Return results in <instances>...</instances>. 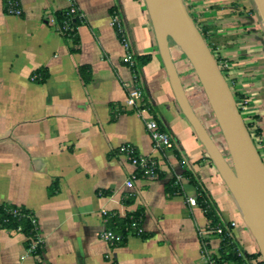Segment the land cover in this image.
Masks as SVG:
<instances>
[{
	"label": "crops",
	"instance_id": "crops-1",
	"mask_svg": "<svg viewBox=\"0 0 264 264\" xmlns=\"http://www.w3.org/2000/svg\"><path fill=\"white\" fill-rule=\"evenodd\" d=\"M188 1L202 13L233 18L234 24L225 18L227 25L220 20L214 28L237 36L226 50L238 65V88L248 121L259 129L255 141L264 156V26L253 1ZM19 3L22 14L14 16L0 0V205L31 211L42 250L34 255L19 229L0 226V264H213L201 249L209 220L200 204L186 202L197 193L185 171L200 181L220 218L235 222L232 236L239 247L256 253L234 197L175 101L144 1ZM71 3L82 15L76 42L49 21ZM113 16L131 52L151 56L138 86L150 107L147 115L171 137V150L153 148L142 117L125 107V83L132 85L133 77L110 25ZM83 65L90 73L86 84L77 72ZM122 143L157 158L158 178L137 176L128 188L134 168L115 150ZM172 178L179 190L168 196L165 186ZM103 209L118 218L139 211L143 235L127 234L109 246L98 236L104 227L112 229ZM207 239V253L218 257L220 239L211 234Z\"/></svg>",
	"mask_w": 264,
	"mask_h": 264
},
{
	"label": "water",
	"instance_id": "water-1",
	"mask_svg": "<svg viewBox=\"0 0 264 264\" xmlns=\"http://www.w3.org/2000/svg\"><path fill=\"white\" fill-rule=\"evenodd\" d=\"M175 101L228 190L264 262V162L233 93L183 0H143ZM264 26V0H252ZM170 41L189 62L211 108L227 156L194 112L174 65Z\"/></svg>",
	"mask_w": 264,
	"mask_h": 264
},
{
	"label": "trees",
	"instance_id": "trees-1",
	"mask_svg": "<svg viewBox=\"0 0 264 264\" xmlns=\"http://www.w3.org/2000/svg\"><path fill=\"white\" fill-rule=\"evenodd\" d=\"M189 14L194 20V23L196 27L199 29L201 35L203 36L206 44L208 45L211 53L215 57L218 66L221 70V73L225 77L227 83L229 84V87L233 93V96L235 98V101L237 103V107L240 111L242 112V108L240 106V103L238 102V99L242 98L245 100V96L237 89H234L227 78L225 69L221 64L219 63V57L215 52L216 46L221 43L223 44L224 48L231 47L232 45L235 44L237 36H232V35H220L216 33H209V28H201L197 22V20L194 18L192 12L190 11V7L187 3V0H183ZM62 18V12H59L56 14V19L60 21ZM81 22L78 19H75L73 21L74 24V29L72 32V37H70L73 42H76L75 37H76V26L78 23ZM117 35V34H116ZM118 37V36H117ZM151 56L149 54H144V55H137L133 54V59H134V67L133 70L136 74L137 82L139 79V72L140 69L144 64H146L150 60ZM189 65V63H188ZM192 70L191 66L189 67V71ZM188 71V70H187ZM77 72L80 76L81 81L86 84L90 78V73L89 69L87 66H79L77 68ZM190 75V73H189ZM195 76L194 73H192L190 76ZM46 77V74H43L41 76V80H44ZM196 77V76H195ZM198 82V81H197ZM148 108H150L148 105H146ZM252 124V123H250ZM250 124H246V127L251 135V138L255 144V147L257 148L263 162H264V156L262 155L261 151L258 149L256 141H255V136L256 134L259 133V129L255 127V133L253 134L250 131ZM161 128V127H160ZM162 129V128H161ZM163 130V129H162ZM208 159H210L208 157ZM185 176L188 177L189 181L191 184L195 187L197 196L196 200L197 203L201 205V207L204 210V214L206 218L209 220V226L214 227L217 224H220L223 227L224 233L222 235H217L215 233H212L211 235L217 236L219 240V247H218V257L211 256L207 253V250L209 249V239H201V249L202 252L205 254L208 260L210 262L212 261L213 264H220L221 262H226L227 264H253L252 260H255L256 264H264L259 251L257 250L256 253L254 254H249L246 253L244 250L239 247V245L234 241L233 236H232V227H230L229 222H224L220 216L218 215L212 201L210 200L209 196L207 195L205 189L202 187V184L198 179L194 176L193 173L190 171H185L184 172ZM178 185L175 184V179L172 178L165 186V190L167 192V195L170 196L173 193L178 192ZM13 210H16L15 215L12 213ZM140 212L135 211L132 213V215H126L123 218H113L110 219V223L112 225V229H115L117 232L121 233L123 236L126 235L127 231L126 229L130 225L131 219H140ZM34 220V222L32 221ZM0 226L3 228H8V229H19L27 238L28 241L26 243V246L28 248L29 246V240L32 238H35L36 235L38 234V226H37V221L34 218L33 214L31 213L30 210L22 207V206H15V205H0ZM125 240V239H123ZM42 245H39L35 251L33 252L34 255H39L42 250ZM241 251V255L238 254V252Z\"/></svg>",
	"mask_w": 264,
	"mask_h": 264
},
{
	"label": "built area",
	"instance_id": "built-area-1",
	"mask_svg": "<svg viewBox=\"0 0 264 264\" xmlns=\"http://www.w3.org/2000/svg\"><path fill=\"white\" fill-rule=\"evenodd\" d=\"M4 11L6 14L9 15L20 16L22 14V9L20 7L19 0H5ZM61 12L62 18L60 21L56 19V16L50 17L49 21L56 27V30L61 35L70 38L72 37V32L74 29L73 21L75 19L81 21L82 15L77 9V7L72 3L68 6V8ZM110 25L114 28L118 36L119 43L123 49L122 61L129 65L133 77L132 85L125 83V86L128 88L125 107L131 109L137 115L142 117L145 128L150 136L153 148L159 150H171L173 148L174 143L169 134L160 128L158 122L154 118L145 116L147 115L148 107L142 102L143 94L140 87L138 86L136 74L133 70V53L131 52L130 44L126 36L125 29L120 19L116 16H113L111 18ZM37 76L33 75L31 78L35 79L37 78ZM115 150L117 153L124 155L134 168V172L125 182V185L128 188H131L133 186V180L136 179L137 176H140L145 179L158 178L161 165L157 158L137 153L135 146L131 143H122L118 145ZM177 179H179V176H177ZM186 202L191 206H196L198 204L196 197H187ZM12 213L15 215L16 210H13ZM101 214L103 216V219H105V222H108L110 219L113 218H118V214L115 211H108L103 209L101 210ZM32 221L34 222L33 219ZM229 224L230 227H233L235 225V222L231 221L229 222ZM206 230L207 231L203 233L205 234L203 235V239H207V236L212 233H215L217 235H222L224 233L223 227L220 224H217L214 227L208 226ZM126 231V235L130 234L142 236L143 228L140 224V219H131L130 225L128 226ZM126 235L123 236L117 231L104 227L99 232L98 236L109 246H114L115 244L122 242L123 239H125ZM39 245H42V240L37 234L35 238L29 240L28 250L33 253ZM238 254L241 255V251H239Z\"/></svg>",
	"mask_w": 264,
	"mask_h": 264
},
{
	"label": "rangeland",
	"instance_id": "rangeland-1",
	"mask_svg": "<svg viewBox=\"0 0 264 264\" xmlns=\"http://www.w3.org/2000/svg\"><path fill=\"white\" fill-rule=\"evenodd\" d=\"M190 7V11L192 12L194 18L197 20L199 26L201 28H205L208 27L209 28V33H216L219 34L218 31L215 30V26L217 25L215 23H217L220 20H223L226 18L225 16H221V15H217L216 13H210L209 14L206 12L202 13L199 10L200 9H196L193 7V4L190 3L187 0V3ZM254 6V4H253ZM255 8V6H254ZM227 20H231V22L229 24H234V22L232 21V17L231 18H226ZM215 21V22H214ZM223 25H227V21L223 22ZM230 27H234L230 26ZM170 50H171V55H172V59L174 62V65L176 67V70L179 74V77L181 79V82L183 84V87L185 89V93L187 95V98L194 110V112L196 113V115L198 116V118L200 119V121L202 122L203 126L205 127V129L207 130V132L209 133V135L212 137V139L214 140V142L217 144V146L219 148L222 147L221 151L223 152L224 155L227 156V150L225 147V143L223 141V138L220 134V130L216 124V121L214 119V116L212 114L211 108L208 104V101L203 93V90L201 88V86L199 85V83L197 82V78L195 76L192 75V77L190 76L192 73H194L193 69L189 71V67L190 64L188 65V61L185 58V56L183 55V53H181V51L174 45V43L172 41H170ZM224 45L219 43L216 46L215 52L219 57V63L221 64V66H223V68L225 69L228 81L230 83V85L234 88L239 90V84L241 85L240 82L237 81V79L239 78L237 75V70L238 65L233 63L232 60V55H228L226 49L223 47ZM229 48V47H228ZM188 70V71H187ZM190 73V75H189ZM190 76V77H189ZM242 80V79H241ZM241 82H246L241 81ZM238 102L240 103V106L242 108V112L241 115L244 119V122L246 124H250L251 122L248 121L249 119V114H248V110L245 107L247 104L245 103V100L240 98L238 99ZM200 108V109H199ZM201 109H205V110H201ZM210 114V116H209ZM209 116L206 117L205 116ZM148 116V115H145ZM250 131L254 134L255 133V126H253L252 124H250ZM126 158V157H125ZM129 165L132 166V164L128 161L127 162ZM133 167V166H132ZM138 179V178H137ZM136 179L133 180V182Z\"/></svg>",
	"mask_w": 264,
	"mask_h": 264
}]
</instances>
